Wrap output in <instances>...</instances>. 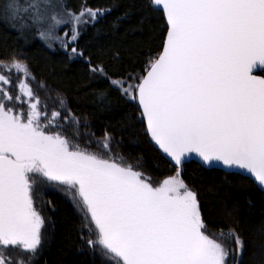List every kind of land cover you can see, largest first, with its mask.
<instances>
[{
  "label": "snow or ice",
  "instance_id": "6c2138e0",
  "mask_svg": "<svg viewBox=\"0 0 264 264\" xmlns=\"http://www.w3.org/2000/svg\"><path fill=\"white\" fill-rule=\"evenodd\" d=\"M152 5L166 21L161 50L141 72L114 78L77 47L104 10L86 0L78 10L66 0H0V23L50 48L58 43L70 60H84L93 79L135 102L147 134L175 164L173 175L154 184L139 165L112 153L107 130L86 141L107 155L81 147V119L65 100L55 98L65 115L49 114L25 59L0 56V264H34L40 254L48 222L36 202L42 186L63 187L86 214L80 239L101 264H241L245 241L231 225L209 234L182 168L194 154L202 166L247 173L264 188V0ZM12 74L20 77L15 97L7 90ZM66 124L74 126L72 138Z\"/></svg>",
  "mask_w": 264,
  "mask_h": 264
},
{
  "label": "trees",
  "instance_id": "16d2710c",
  "mask_svg": "<svg viewBox=\"0 0 264 264\" xmlns=\"http://www.w3.org/2000/svg\"><path fill=\"white\" fill-rule=\"evenodd\" d=\"M83 2L66 0L72 10ZM86 2L107 12L82 32L77 47L93 63H102L114 78L141 72L147 59L161 50L166 21L162 11L149 6V0ZM12 53L25 59L36 79L63 96L72 113L80 117L81 127L94 133L93 140L107 130L125 154L141 162L153 177L175 172L147 134L138 105L109 89L107 81L93 79L84 60H70L63 50L47 48L36 34H21L0 23V56ZM100 91L107 93L106 100L98 98ZM182 176L198 191L207 224L214 231L231 225L241 235L245 241L241 264H264V192L246 176L206 169L194 161L183 165ZM49 198L52 230L42 264H101V258L80 239L86 228L74 207L59 193Z\"/></svg>",
  "mask_w": 264,
  "mask_h": 264
},
{
  "label": "flooded vegetation",
  "instance_id": "af4514ba",
  "mask_svg": "<svg viewBox=\"0 0 264 264\" xmlns=\"http://www.w3.org/2000/svg\"><path fill=\"white\" fill-rule=\"evenodd\" d=\"M36 80H38V79H36ZM36 80L34 81V83H30V84H31L33 90L36 92V94L41 98V101L43 103H47L49 114H51V111L53 109L61 110L62 114L65 113V111L63 109H61L60 106L55 102V98L59 94H57L55 91H53L52 88H50L47 83H37ZM16 84L17 83H12V85L10 87L5 86V87H7V90L13 95V97H15L18 94ZM41 84H44L46 87L41 88L40 87ZM59 96H61V95H59ZM61 97L63 98V96H61ZM66 105H67V108L70 109V107L68 106L67 103H66ZM10 106H12V105H10ZM15 107L17 108V110H19V108L21 106L17 105ZM24 109H25V111H27V105L26 104L24 105ZM44 187H47V186H42V187L38 188V194L36 197V202H37L38 207L42 208V214H44L45 210L46 211L48 210L47 203H48V199L50 200V198H49L50 194L59 193L64 198L68 199L67 196H64V194L67 193L65 191V189H62V190L54 189L51 186H48V189H46ZM50 217H51V213L48 214V216L46 217L48 222L46 223L45 228H44V243H43L40 254L36 257V259L34 261V264H42V259H43L46 247L48 245V241H49V235H50L51 230H52V220ZM8 255H10L12 257H16L19 255V253L14 249H9Z\"/></svg>",
  "mask_w": 264,
  "mask_h": 264
},
{
  "label": "rangeland",
  "instance_id": "374dc122",
  "mask_svg": "<svg viewBox=\"0 0 264 264\" xmlns=\"http://www.w3.org/2000/svg\"><path fill=\"white\" fill-rule=\"evenodd\" d=\"M95 9V8H94ZM101 10H104L105 11V13L107 12V10L106 9H101ZM61 35H62V32L60 33ZM41 40V39H40ZM41 41H43V40H41ZM43 43H44V45L47 47V48H49V49H51V50H57V49H61L60 47H59V44L58 43H56V44H54V46L53 47H48V45H47V43L46 42H44L43 41ZM62 50V49H61ZM74 59V58H73ZM6 75H7V73H6ZM11 79H12V83H18L19 82V80H20V77L19 76H17L16 74H12V76H11ZM35 80H36V78H35ZM36 82L37 83H44L43 81H41V80H36ZM29 83H34V81H29ZM21 106L20 104H15V106ZM53 110H57V109H53ZM61 111V110H60ZM62 112V111H61ZM63 115H65V113H63L62 114V116ZM73 128H74V126L73 125H71V124H66L65 126H64V129H63V131L65 132V134L66 135H68L70 138H72V136H73ZM79 131H80V139H79V143H80V145L81 146H84V147H86V148H89V149H92V150H95V151H100V152H102V153H106L105 152V150L103 149V148H96L95 146H93V144H91V145H88L87 143H86V141H87V139H92L91 137H87L86 136V133H88V132H86L85 131V129H83V127H81L80 126V129H79ZM101 137H98L97 139H100ZM111 150H112V153H114L116 156H124L123 155V153H120L121 152V150H120V146H119V144H118V141L112 136V142H111ZM120 153V154H119ZM127 162H129V163H131V164H133V165H139L138 166V170H141L142 172H144L145 174H150L147 170H146V168H145V166L142 164V163H140V162H136V161H133V160H127ZM52 188H54V189H60V190H62V189H64L63 187H54V186H51ZM44 188H46V189H48V186L47 187H44ZM43 188V189H44ZM64 196H67V198L68 199H70V195H69V193H66V194H64ZM49 203V204H48ZM48 203H47V207H48V210L46 211H44V216L45 217H47L48 216V214H50L51 213V210L53 209L52 208V204H51V202L49 201V199H48ZM77 212H78V215H79V217H80V221H81V223H82V228H84L85 227V225L88 223V221L86 220V218H85V216H84V214L81 212V210H79L78 208H77ZM219 231H215V232H210V234H213V233H218ZM51 234V233H50ZM49 239H50V235H49ZM86 245V244H85ZM241 259V256L239 257V260Z\"/></svg>",
  "mask_w": 264,
  "mask_h": 264
},
{
  "label": "water",
  "instance_id": "95a60500",
  "mask_svg": "<svg viewBox=\"0 0 264 264\" xmlns=\"http://www.w3.org/2000/svg\"><path fill=\"white\" fill-rule=\"evenodd\" d=\"M154 7L156 8V9H158V10H160L157 6H155L154 5ZM160 11H162V10H160ZM150 137V136H149ZM151 139V138H150ZM152 141V140H151ZM152 143L154 144V146L156 147V149L161 153V155L166 159V160H168L171 164H172V166L173 167H175V164H174V162L171 160V158L170 157H168L167 156V154H165V153H163V151L162 150H160L159 149V147L157 146V145H155V143L152 141ZM81 147H84V146H81ZM89 150H91V151H95V150H92V149H89ZM120 150H121V152L120 153H123V155L124 156H117V157H122L123 159H124V161H126L127 162V160L129 161V160H131L126 154H125V152L122 150V148L120 147ZM97 152H100V151H97ZM101 154H104V155H107V153H102V152H100ZM119 153V154H120ZM114 154V153H113ZM192 161H194V162H197L198 164H200L201 166H202V164H201V162L199 161V159H198V157H196L194 154H193V156H191V157H189L187 160H186V162L184 163V165L186 164V163H189V162H192ZM136 162H139V161H136ZM127 163H129V162H127ZM141 163V162H140ZM202 167H204V168H206V169H220V170H223V171H225L222 167H220V166H217V167H215V168H207V167H205V166H202ZM138 170V169H137ZM139 171H141V170H139ZM225 172H227V171H225ZM144 173V172H143ZM229 173V172H228ZM174 173H172V174H169V175H166V176H164V177H162V178H155V177H153L151 174H145L144 173V175L146 176V177H148L154 184L155 183H157V182H159V181H162L164 178H166V177H168V176H170V175H173ZM241 175H243V176H246V177H248V178H250L259 188H260V190H262L263 192H264V188H262L255 180H254V178H252L249 174H247V173H243V174H241ZM183 177V176H182ZM184 179V178H183ZM185 180V179H184ZM185 182L189 185V187L190 188H192L194 191H196V193H197V196H198V199L200 200V203H201V206H202V201H201V197H200V195H199V193H198V191L193 187V186H191L186 180H185ZM68 201H69V203L74 207V209H75V211L77 212V207H75L74 206V204H73V202L71 201V199H67ZM82 212V211H81ZM78 213V212H77ZM83 214H84V216L86 215L84 212H82ZM202 213H203V210H202ZM203 217H204V214H203ZM51 218V217H50ZM51 220H52V218H51ZM87 220V219H86ZM204 220H205V218H204ZM205 223H206V225H207V228H208V231H209V234H210V232H215L208 224H207V222H206V220H205Z\"/></svg>",
  "mask_w": 264,
  "mask_h": 264
}]
</instances>
